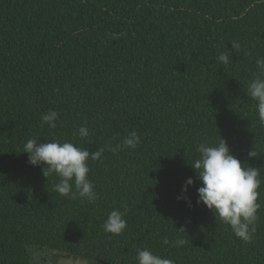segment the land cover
<instances>
[{
  "label": "trees",
  "instance_id": "1",
  "mask_svg": "<svg viewBox=\"0 0 264 264\" xmlns=\"http://www.w3.org/2000/svg\"><path fill=\"white\" fill-rule=\"evenodd\" d=\"M258 59L264 0H0V264H40L37 251L137 264L141 248L174 264H264V179L244 242L197 204L189 165L221 136L264 177V122L246 93ZM53 111L50 128L41 118ZM132 131L134 149L123 146ZM33 137L103 149L87 162L98 198L56 192L59 177L23 153ZM117 209L127 227L106 233Z\"/></svg>",
  "mask_w": 264,
  "mask_h": 264
},
{
  "label": "clouds",
  "instance_id": "2",
  "mask_svg": "<svg viewBox=\"0 0 264 264\" xmlns=\"http://www.w3.org/2000/svg\"><path fill=\"white\" fill-rule=\"evenodd\" d=\"M239 48L237 43L232 42V49ZM218 59L223 64L230 62V52L221 53ZM260 69L257 76L247 87V96L257 102L256 107L259 119L264 122V59L256 61ZM58 114L49 112L42 118V124H47L50 128L56 127ZM79 135L87 137L89 131L86 127H80ZM41 138L33 137L26 141L23 146V153L28 154V163L33 167L43 165L42 173L48 178L54 174L59 177L54 184V190L60 195L76 199L86 198L89 202H94L98 196L93 183L88 177L90 168L88 161L100 159L103 149H98L90 153L87 148H80L71 142H40ZM140 142L139 135L132 131L123 140V146L136 148ZM117 145L116 151L120 148ZM198 158L191 164V168L196 173V179L201 182L197 188V204H203L209 211H212L216 220L231 227L234 235L244 242H251L256 229L254 227L257 219L256 213L260 208L257 203L261 186V169H257L242 163L230 150L225 139L220 136L219 142L215 145L201 143L197 149ZM249 158L257 157L256 151L248 153ZM194 184L193 178L189 177L181 192L179 199L190 203L186 197L189 186ZM127 222L124 213L113 210L109 213L103 224L106 233L120 235L126 229ZM165 245L172 243L176 247L182 246L185 241L177 239L169 241L166 237L163 240ZM137 264H174L169 258L154 254L147 248L137 249Z\"/></svg>",
  "mask_w": 264,
  "mask_h": 264
},
{
  "label": "rangeland",
  "instance_id": "3",
  "mask_svg": "<svg viewBox=\"0 0 264 264\" xmlns=\"http://www.w3.org/2000/svg\"><path fill=\"white\" fill-rule=\"evenodd\" d=\"M35 260L40 264H88L86 262L65 258L57 253L45 252V251H37L35 254Z\"/></svg>",
  "mask_w": 264,
  "mask_h": 264
}]
</instances>
